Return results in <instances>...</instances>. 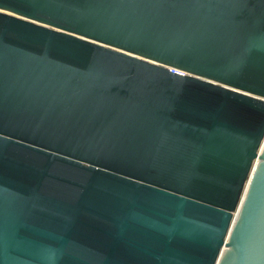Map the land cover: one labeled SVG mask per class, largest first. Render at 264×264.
Wrapping results in <instances>:
<instances>
[{"label": "water", "instance_id": "water-1", "mask_svg": "<svg viewBox=\"0 0 264 264\" xmlns=\"http://www.w3.org/2000/svg\"><path fill=\"white\" fill-rule=\"evenodd\" d=\"M0 264H264V0H0Z\"/></svg>", "mask_w": 264, "mask_h": 264}]
</instances>
